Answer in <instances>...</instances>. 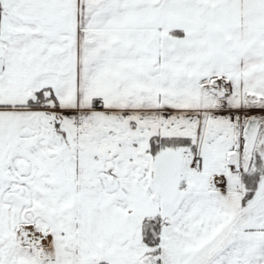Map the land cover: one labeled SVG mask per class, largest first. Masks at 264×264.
Masks as SVG:
<instances>
[{
    "label": "snow or ice",
    "instance_id": "6c2138e0",
    "mask_svg": "<svg viewBox=\"0 0 264 264\" xmlns=\"http://www.w3.org/2000/svg\"><path fill=\"white\" fill-rule=\"evenodd\" d=\"M0 264H264V0H0Z\"/></svg>",
    "mask_w": 264,
    "mask_h": 264
}]
</instances>
